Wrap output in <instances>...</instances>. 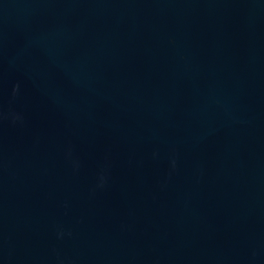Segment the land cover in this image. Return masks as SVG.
Segmentation results:
<instances>
[{
    "label": "water",
    "instance_id": "water-1",
    "mask_svg": "<svg viewBox=\"0 0 264 264\" xmlns=\"http://www.w3.org/2000/svg\"><path fill=\"white\" fill-rule=\"evenodd\" d=\"M0 264H264V0H0Z\"/></svg>",
    "mask_w": 264,
    "mask_h": 264
}]
</instances>
